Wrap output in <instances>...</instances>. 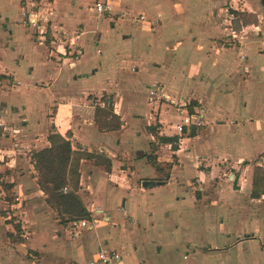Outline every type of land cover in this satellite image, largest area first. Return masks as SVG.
Segmentation results:
<instances>
[{"label": "crops", "instance_id": "0c3cea01", "mask_svg": "<svg viewBox=\"0 0 264 264\" xmlns=\"http://www.w3.org/2000/svg\"><path fill=\"white\" fill-rule=\"evenodd\" d=\"M90 1L0 0V172L16 196L0 210L22 207L26 230L14 237L0 214V264H264V192L252 194L254 168L264 167V23L245 36L254 24L236 28L231 13L260 17L264 3ZM96 2L109 9L97 12ZM87 8L106 14L110 40L87 28ZM39 10L52 12L45 34L44 23L24 22ZM150 126L178 136L177 147ZM51 132L74 150L92 218L81 236L59 223L37 183L31 154ZM100 251L119 258L103 263Z\"/></svg>", "mask_w": 264, "mask_h": 264}, {"label": "trees", "instance_id": "16d2710c", "mask_svg": "<svg viewBox=\"0 0 264 264\" xmlns=\"http://www.w3.org/2000/svg\"><path fill=\"white\" fill-rule=\"evenodd\" d=\"M231 13L236 15L237 11L233 10ZM4 78L6 76L0 74V82ZM104 99L106 100V109L109 108L111 110V97H104ZM96 109L100 110L99 107ZM106 109H103V111L107 112L106 114L111 113ZM189 111L192 112L190 108ZM114 126H118V122ZM148 129L159 142L170 143L172 148L177 147L178 136L167 137L158 135V133H155L154 127L151 126ZM68 138L51 132L48 135L50 145L38 151H33L31 154V161L36 171L38 186L45 192L47 204L55 211L59 220L65 224L70 220L92 219L82 198L77 193L79 173L77 166L73 162L74 150ZM150 145L153 146V143L150 142ZM83 155L88 158H96L97 161L104 158L102 155L93 153H84ZM148 158L158 168L154 157L148 155ZM106 167L109 169L110 163L107 162ZM2 179L3 174L0 172V187L9 190L12 184L5 183ZM252 191L253 196H257L259 192H264V167L256 166L254 168ZM14 228L16 230L19 229V225H15Z\"/></svg>", "mask_w": 264, "mask_h": 264}, {"label": "rangeland", "instance_id": "374dc122", "mask_svg": "<svg viewBox=\"0 0 264 264\" xmlns=\"http://www.w3.org/2000/svg\"><path fill=\"white\" fill-rule=\"evenodd\" d=\"M86 1H87V3H84L82 5V8L83 9L88 6L89 2H91L90 0H86ZM235 3H236L235 4L236 6H240L241 3H242V0H235ZM92 5H94V3H91V6ZM96 15H98V14L94 10L92 11V10H90L88 8L85 10L84 16H85V21H86L85 24L87 25V28L95 29V31H97L99 33V35H98L99 36V39L101 38V34H102V38L106 36V38H108V40H110L111 39V34L115 30L112 29L111 24L108 22V20L103 18L104 16H106L105 13L102 15V17H98V18L96 17ZM235 16H236V19L234 20L233 25L236 28H239L240 21H241V23L243 25L244 24H249V25L254 24L255 25V26L253 25V27L252 26H249V27L245 28V32H244L245 36H247V35L252 36L255 33L258 35V33H260V30L259 29L263 26V23H264V14L262 16H260V17H257L255 13H247V12H239V11H237V14ZM75 22H77L76 19H73V22H72V25L71 26H73V24ZM256 27H258V28L256 29ZM91 35L93 36V34H91ZM35 49L36 50L32 54H33L34 58H36L38 60L40 58V54H39L40 51L37 50L38 49L37 47ZM4 83L6 85L4 87V89H9L10 86H14V84H15L12 81H9V82L5 81ZM20 87H21L20 89H26L27 88V85L25 84V82H21L20 81ZM9 95H12V96H15V97L19 98L20 95H24V92H15V91H12V92L9 93ZM26 95H28L27 98H29L28 100H30L32 96H35L36 95V93L34 94L33 92L28 91ZM39 96L40 97H46L47 95L39 94ZM104 113H107V112L106 111L102 112V114H104ZM169 113H171V114H177L176 111H175V109L173 107L170 108V112ZM33 115H35V108H34V111H33ZM107 116H109V115L107 114ZM110 119L111 120L109 122L110 123L109 125H111L113 123L111 121L112 120L114 121V117L112 116ZM150 148L153 149L152 150V152H153L154 151V148H152V147H150ZM231 169L233 170V172L235 171L233 168H230V169L228 168L227 169V172H229V170H231ZM2 180L4 181V178ZM2 189H4V188H2ZM15 197L16 196L14 195V192L12 193L10 191V189L9 190L4 189V192L0 189V207L1 208L4 207L3 206V205H5V202L4 201L10 202V203L11 202H16ZM84 205H85V203H84ZM9 209L8 210H2L1 209L0 210V214H2V216H5L4 218H7L6 220L8 222L12 223L13 227L15 225H19V229L16 230L14 228V230H15V236L14 237L21 238V234H23V235L25 234L26 235V233H25L26 230H23L21 228L22 216H24V213L21 212L22 211L21 210L22 207H20V208L19 207L18 208H14L13 210H9ZM18 209L20 210V212H18ZM87 210H88V208H87ZM7 211H8V213H5ZM15 211L17 213L14 214ZM56 218H58V217L56 216ZM59 223L62 224L65 227V223L64 222H61L59 220ZM25 229H27V228H25ZM28 231H30V230H28ZM84 233H86V231H83L81 235H83ZM27 236H29L28 233H27ZM72 237H74V236H72Z\"/></svg>", "mask_w": 264, "mask_h": 264}, {"label": "built area", "instance_id": "2783aa9c", "mask_svg": "<svg viewBox=\"0 0 264 264\" xmlns=\"http://www.w3.org/2000/svg\"><path fill=\"white\" fill-rule=\"evenodd\" d=\"M33 5H36L34 3H32ZM95 8H96V11L99 12V13H103L104 11L108 10L109 7H108V4L107 3H104V2H96L95 3ZM51 15H52V12L50 10H47V11H31V12H24V16H25V21L24 22H27L28 24H41L44 23V31H43V34L46 33V26H47V23L50 22L51 20ZM258 27H256L257 29ZM55 49V48H53ZM81 51L80 49L78 50H75L74 51V54H72V56H70L71 58L69 59H72V57H74L73 59H76V55L80 54ZM64 58L66 57H63L62 60H64ZM69 64H73L72 61L69 62ZM178 111H182V109H178ZM192 118H195V115L194 114H187L184 118H183V122L181 125H177V129L178 131H181L182 128H183V125H189L192 123L191 119ZM194 124H197L199 125L200 124V121H196ZM90 227V220L89 219H79V220H70L68 221L66 224H65V229L66 231L71 235V236H78L80 235L83 231L87 230L88 228ZM97 257H98V260L102 261L103 263H107L108 261H110L112 258L113 259H118L119 258V254H117L116 252H111V253H104L103 251H100L98 254H97ZM93 264V262L91 263Z\"/></svg>", "mask_w": 264, "mask_h": 264}, {"label": "water", "instance_id": "95a60500", "mask_svg": "<svg viewBox=\"0 0 264 264\" xmlns=\"http://www.w3.org/2000/svg\"><path fill=\"white\" fill-rule=\"evenodd\" d=\"M262 3H264V0H262ZM154 184H155L154 181L148 180V181H144L142 185H143L144 187H151V186H153Z\"/></svg>", "mask_w": 264, "mask_h": 264}]
</instances>
